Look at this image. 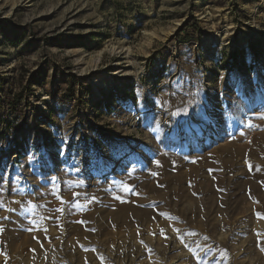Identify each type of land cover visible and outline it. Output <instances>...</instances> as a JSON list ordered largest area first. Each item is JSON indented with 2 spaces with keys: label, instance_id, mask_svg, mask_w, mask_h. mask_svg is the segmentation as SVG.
I'll return each mask as SVG.
<instances>
[{
  "label": "rangeland",
  "instance_id": "374dc122",
  "mask_svg": "<svg viewBox=\"0 0 264 264\" xmlns=\"http://www.w3.org/2000/svg\"><path fill=\"white\" fill-rule=\"evenodd\" d=\"M262 249L264 0H0V264Z\"/></svg>",
  "mask_w": 264,
  "mask_h": 264
},
{
  "label": "bare ground",
  "instance_id": "6f19581e",
  "mask_svg": "<svg viewBox=\"0 0 264 264\" xmlns=\"http://www.w3.org/2000/svg\"><path fill=\"white\" fill-rule=\"evenodd\" d=\"M178 26V25H177ZM232 31V27H231V25L230 24H227L226 25V27L223 29V32H224V36H219L218 35V40L219 41H228V40H231L232 38H231V36H232V33H230ZM173 34H172V30L170 31V32H168V33H165L164 34V40L166 39V40H168L171 36H172ZM151 37L153 38V37H156V34L155 33H152L151 34ZM121 47V46H120ZM113 53V54H116L118 57H120V56H129L128 55V51H127V49H124V47H122V48H119V47H112L111 48V50H110V53ZM115 55V56H116ZM127 59H128V57H127ZM83 60V59H82ZM81 60V62L83 63V61ZM84 63H86V62H84ZM83 63V64H84ZM93 66L95 67V64H93ZM93 66H91V67H93ZM87 67H90L89 65H87ZM84 70H86V66H85V69ZM81 72H83V70H81ZM93 85L95 86V87H97L96 88V91L97 92H99V90H98V86L100 85L99 84V82L98 81H95L94 83H93ZM189 142H190V140H189ZM184 143H186V142H184Z\"/></svg>",
  "mask_w": 264,
  "mask_h": 264
},
{
  "label": "snow or ice",
  "instance_id": "6c2138e0",
  "mask_svg": "<svg viewBox=\"0 0 264 264\" xmlns=\"http://www.w3.org/2000/svg\"><path fill=\"white\" fill-rule=\"evenodd\" d=\"M262 250H264V249H262Z\"/></svg>",
  "mask_w": 264,
  "mask_h": 264
}]
</instances>
